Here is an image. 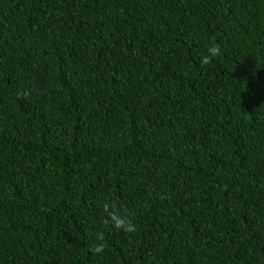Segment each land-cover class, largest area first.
Masks as SVG:
<instances>
[{
    "label": "trees",
    "instance_id": "16d2710c",
    "mask_svg": "<svg viewBox=\"0 0 264 264\" xmlns=\"http://www.w3.org/2000/svg\"><path fill=\"white\" fill-rule=\"evenodd\" d=\"M0 264H264V0H0Z\"/></svg>",
    "mask_w": 264,
    "mask_h": 264
},
{
    "label": "clouds",
    "instance_id": "9594fccd",
    "mask_svg": "<svg viewBox=\"0 0 264 264\" xmlns=\"http://www.w3.org/2000/svg\"><path fill=\"white\" fill-rule=\"evenodd\" d=\"M221 55V47L218 43L213 42L207 49V53L201 57V65L206 66L212 62L213 58L219 57ZM24 96L29 95L28 92L23 93ZM103 212L106 214V223L111 224V226L115 229L122 230L125 233H134L136 232V226L132 223V221L124 215L118 208V205L115 202H105L102 205ZM96 240L99 243H96L92 247V251L94 254H100L105 249V244L103 243L104 234L102 232H98L96 234Z\"/></svg>",
    "mask_w": 264,
    "mask_h": 264
}]
</instances>
